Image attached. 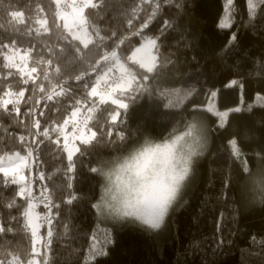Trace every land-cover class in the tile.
<instances>
[{
    "label": "trees",
    "instance_id": "16d2710c",
    "mask_svg": "<svg viewBox=\"0 0 264 264\" xmlns=\"http://www.w3.org/2000/svg\"><path fill=\"white\" fill-rule=\"evenodd\" d=\"M253 1L93 0L84 45L60 16L84 0H0V264L32 255L30 200L49 226L42 264H264L251 242L264 239V207L236 195L238 173L264 160V0ZM144 39L155 41L152 69L131 60ZM115 55L128 66L125 90ZM183 90L182 110L166 109V92ZM81 110L94 112L72 130ZM193 112L210 143L163 228L109 227L94 165Z\"/></svg>",
    "mask_w": 264,
    "mask_h": 264
},
{
    "label": "clouds",
    "instance_id": "9594fccd",
    "mask_svg": "<svg viewBox=\"0 0 264 264\" xmlns=\"http://www.w3.org/2000/svg\"><path fill=\"white\" fill-rule=\"evenodd\" d=\"M191 95L192 90L170 93L164 107L181 111ZM209 143L208 122L195 112L174 121L162 135L144 134L94 165L99 181L96 205L115 221L160 230ZM236 189L242 200L264 207V160H253L247 171L238 173ZM152 217L158 223H150Z\"/></svg>",
    "mask_w": 264,
    "mask_h": 264
},
{
    "label": "rangeland",
    "instance_id": "374dc122",
    "mask_svg": "<svg viewBox=\"0 0 264 264\" xmlns=\"http://www.w3.org/2000/svg\"><path fill=\"white\" fill-rule=\"evenodd\" d=\"M58 4L60 3V0H55ZM73 3V0H71ZM93 0H84L85 5L74 7L72 10H75V14H73V17L71 16V13H61L60 16L64 17L71 21L70 26L71 30L70 33L73 36V38L80 40L84 45H87L91 41V37L88 34L86 25H85V18L83 17V11L86 8L87 5L91 4ZM254 1L250 0V6L254 5ZM154 47H155V41L152 39H144L134 50L131 56V60L139 62L143 67L146 69H152L155 62V54H154ZM118 55H115L112 57V68L116 69L122 76V80L117 86L118 90H125L129 87L130 84V74L128 71V66L121 62V60L117 57ZM116 89V90H117ZM181 91H168L166 92V95L170 93H179ZM105 98H108L110 100H115V97L113 94H107L104 95ZM84 132L78 134L75 139L79 141H84L85 138ZM78 150V145L75 143L72 146L67 148L68 154L71 156L74 152ZM17 169H20V164L16 163L12 166H7L6 171L13 172ZM30 193V191H29ZM28 193V195H29ZM37 203L33 200H30L28 203L27 208V222L26 225L28 227V231L30 233V239L32 243V255L30 259H27V263L23 264H42V249L44 248V242L48 233H44V229L49 226L47 225V222L44 218L45 213H40L38 208H36ZM98 212L100 217L102 218V221L106 223L109 227L114 226H121L124 222L115 221L111 218H109L106 214L102 213L98 207ZM114 222V223H113ZM113 223V224H110ZM118 223V224H115ZM140 261V260H139ZM141 264H148V262H141Z\"/></svg>",
    "mask_w": 264,
    "mask_h": 264
},
{
    "label": "built area",
    "instance_id": "2783aa9c",
    "mask_svg": "<svg viewBox=\"0 0 264 264\" xmlns=\"http://www.w3.org/2000/svg\"><path fill=\"white\" fill-rule=\"evenodd\" d=\"M76 4L82 5V0H76ZM117 79H118L117 77L113 78L110 81L109 85H113ZM109 85L105 83L103 87L109 89ZM93 112L94 110H81L77 114V118L73 121L71 129L75 131L83 130L88 125Z\"/></svg>",
    "mask_w": 264,
    "mask_h": 264
},
{
    "label": "snow or ice",
    "instance_id": "6c2138e0",
    "mask_svg": "<svg viewBox=\"0 0 264 264\" xmlns=\"http://www.w3.org/2000/svg\"><path fill=\"white\" fill-rule=\"evenodd\" d=\"M217 23L219 25V20L217 21ZM218 30H226V31H229L230 29H228V28H219L218 27ZM230 39H231V37H230ZM222 216H223L222 213H218V220H221ZM221 222H222V220H221ZM150 223L156 224V223H158V219L156 217H152L151 220H150ZM114 242L115 241L113 239L112 242H111V244H109V245L114 244ZM251 242L253 244H258V246H260V247H264V239H259L258 240V238L253 237V238H251ZM222 245H223V240L221 238V239H219L217 241V250H219V247H221ZM108 254H109V250L106 249L103 253H101L100 256L97 257V259H99V257L107 256Z\"/></svg>",
    "mask_w": 264,
    "mask_h": 264
}]
</instances>
